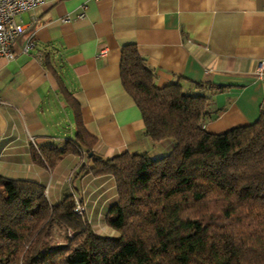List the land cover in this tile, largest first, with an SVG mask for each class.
Instances as JSON below:
<instances>
[{
    "label": "crops",
    "instance_id": "0c3cea01",
    "mask_svg": "<svg viewBox=\"0 0 264 264\" xmlns=\"http://www.w3.org/2000/svg\"><path fill=\"white\" fill-rule=\"evenodd\" d=\"M17 20L25 31L14 44L16 56L0 57V174L41 183L53 204L67 193L80 196L98 234L117 235L106 223L118 200L114 176L94 175L84 150L54 168L33 160L32 138L39 146L60 144L77 130L74 109L44 63L47 50L63 64L104 158L125 151L158 158L172 148L145 135L142 113L124 88L127 44L137 45L159 87L179 79L187 91L196 82L225 87L213 94L209 132L251 124L264 113V73H256L264 59V0H44ZM31 39L36 46L26 51ZM98 226L108 229L100 233Z\"/></svg>",
    "mask_w": 264,
    "mask_h": 264
},
{
    "label": "trees",
    "instance_id": "16d2710c",
    "mask_svg": "<svg viewBox=\"0 0 264 264\" xmlns=\"http://www.w3.org/2000/svg\"><path fill=\"white\" fill-rule=\"evenodd\" d=\"M44 63L74 109L77 130L64 143L34 147L33 160L54 168L84 150L94 175H113L118 200L106 223L117 235L98 234L78 215L73 193L53 204L41 183L0 174V264H264V113L209 132L213 94L225 87L196 82L187 91L181 79L159 87L137 45L127 44L124 88L142 113L145 135L172 148L158 158L130 151L104 158L53 50ZM57 225L73 230L67 244L54 243Z\"/></svg>",
    "mask_w": 264,
    "mask_h": 264
},
{
    "label": "built area",
    "instance_id": "2783aa9c",
    "mask_svg": "<svg viewBox=\"0 0 264 264\" xmlns=\"http://www.w3.org/2000/svg\"><path fill=\"white\" fill-rule=\"evenodd\" d=\"M44 0H0V57L13 59L16 56L14 44L17 39L24 33L25 25L18 22L17 17L26 11L34 9ZM81 17L83 14L80 15ZM36 46V41L31 39L27 43L25 50L29 51ZM257 75L261 76L264 73V59L259 62ZM36 148H39L38 143L32 138ZM48 188L45 194L48 196ZM75 212L84 217L87 215L86 205L83 203L80 196L75 198ZM69 236H73L74 232L71 228L68 229Z\"/></svg>",
    "mask_w": 264,
    "mask_h": 264
},
{
    "label": "rangeland",
    "instance_id": "374dc122",
    "mask_svg": "<svg viewBox=\"0 0 264 264\" xmlns=\"http://www.w3.org/2000/svg\"><path fill=\"white\" fill-rule=\"evenodd\" d=\"M73 123H74V121H73ZM72 126H73V124H72ZM72 132H74L73 127H72ZM76 197H78V196H75V198ZM84 204L86 205V203H84ZM86 209H87V206H86ZM86 217H87V215H86ZM88 219L93 220L92 219V216H90V218L88 217ZM93 224H94V222H93ZM102 225H104V223H102ZM97 229L99 230L100 233H105L108 228L106 227L105 228L106 230H105L104 227L99 228V226H98ZM52 232H53V238H54L53 240H54V243L67 244L69 233H68V230L66 232V228L64 226L57 225V226H55L53 228V231Z\"/></svg>",
    "mask_w": 264,
    "mask_h": 264
}]
</instances>
